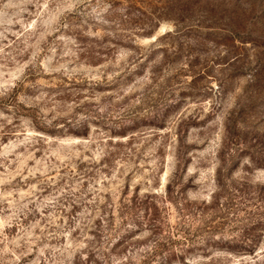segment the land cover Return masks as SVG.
Segmentation results:
<instances>
[{
	"label": "rangeland",
	"instance_id": "obj_1",
	"mask_svg": "<svg viewBox=\"0 0 264 264\" xmlns=\"http://www.w3.org/2000/svg\"><path fill=\"white\" fill-rule=\"evenodd\" d=\"M0 264H264V0H0Z\"/></svg>",
	"mask_w": 264,
	"mask_h": 264
}]
</instances>
